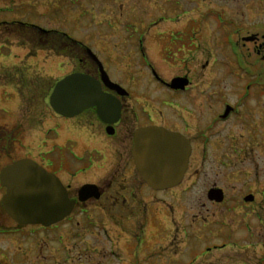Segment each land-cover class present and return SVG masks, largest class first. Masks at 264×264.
Here are the masks:
<instances>
[{"label": "rangeland", "instance_id": "obj_1", "mask_svg": "<svg viewBox=\"0 0 264 264\" xmlns=\"http://www.w3.org/2000/svg\"><path fill=\"white\" fill-rule=\"evenodd\" d=\"M22 24L62 32L89 47L109 79L131 92L132 96L122 98L125 116L131 121L132 118L146 121L142 108L148 104L149 96L162 92L151 80L139 53L141 41L146 63L152 65L161 79L166 82L177 76L191 79L192 86L180 101L191 108L192 104L199 106L202 125L218 110L223 112L225 103L238 106V115L243 114V120L258 124L256 127L251 124L247 132L246 128L238 127L243 120L232 118L235 147H241V151L235 152L231 168L218 166L216 155L210 153L202 169L199 162L193 163L180 186L156 192L155 222L150 228L154 234V264H166L164 258L168 253L184 244V232L177 217L212 216L204 195L213 181L231 196L230 200L255 193L258 202L254 209L257 211L259 206L264 209L260 202L264 193V85H259L264 83V48L257 52L258 45L264 44V0H0V127L6 132L17 124L21 127V134L17 136L14 132L16 138L3 145L8 152H0V169L20 158L47 161L53 147L58 161L67 167L74 160L71 155L68 160L62 157V147L63 151L71 149L81 156L99 147L104 152L102 165L93 163L90 171L81 172L74 180L64 172L63 182L78 186L87 181L100 183L113 176L116 181L122 182L123 178L132 181L139 193L145 194L136 169L137 176L132 169L121 174L119 163L123 165L131 156L130 149L121 153L116 150L114 139L105 135L101 138L105 141L98 145L92 136L95 126L85 123L84 113L68 119L53 113L48 96L55 81L78 69V65L65 55L42 49V41L29 26ZM247 36L253 39L244 40ZM60 45L66 47L65 43ZM93 70L91 74H96V68ZM248 84L251 89L247 96ZM177 113L170 111L171 117ZM190 118L196 119L187 117ZM196 128L192 130L196 132ZM93 156L96 158L95 153L86 155L80 164L72 166L75 170L87 167ZM197 167L200 171L195 175ZM3 192L0 187V222L8 228L13 221L2 213ZM168 210L173 218L165 220ZM259 214L246 215V225H254L249 220ZM260 227L264 231V224ZM191 228L186 239L198 230ZM30 236L28 240L35 241L41 234ZM22 240L25 238L18 235L0 234V252L2 247H16Z\"/></svg>", "mask_w": 264, "mask_h": 264}, {"label": "flooded vegetation", "instance_id": "obj_2", "mask_svg": "<svg viewBox=\"0 0 264 264\" xmlns=\"http://www.w3.org/2000/svg\"><path fill=\"white\" fill-rule=\"evenodd\" d=\"M253 42L256 43L257 38ZM258 47L257 52L260 51V48H264V44H259ZM83 53L86 57L84 55L69 57L75 65H78V69L76 68L72 72L86 73L99 79L96 61L90 57L86 47ZM139 53L144 60V65L148 68L151 80L162 90L159 94L149 96L148 104L142 108L147 120L132 118L131 121L129 116H125L122 98L132 96L129 89H125L126 96H120L116 90L108 88L103 83L101 84L102 91L109 93L120 102L118 119L113 123H108L114 119L113 115L107 114L101 119L97 115L95 107H90L79 114L84 113L85 123L95 126L92 136L94 135L98 145L100 141H105V139H101L105 135L104 137L107 139H114L115 148L121 153H127L130 149L131 156L123 165L119 163L122 168L121 174L124 171L129 172L130 169L133 171L136 169L132 158L134 133L137 129L146 126H158L178 132L188 138L190 142L191 153L188 167L180 184L173 188L181 185L193 167V163L199 162V167L202 169L208 160L207 155L210 153L216 155L215 163L218 166L231 168L234 165L235 152L241 151V147L238 149L235 147V124L232 120L234 116L243 120V114L238 115L240 111L238 106L234 107L225 103L223 112L218 110L219 112L217 111L215 116L202 125L199 120V106L192 104L194 106L191 108L186 102L180 101L181 97L189 92L192 86L190 85L191 79L187 77L188 84L184 89H172L165 80L157 75L152 65L149 62L146 63L141 41H139ZM79 68L83 70H79ZM93 68H96V74H91L94 73L92 72ZM259 85L263 86L264 83H259ZM250 89L251 84L246 85L245 95L248 96ZM262 89L264 90V86ZM146 97L148 98V96ZM227 105L230 110L224 114ZM171 109L178 111L177 116L171 117ZM186 116H194L196 119L193 121V118L187 119ZM251 124L255 127L258 125L254 121L244 119L243 124L238 123V127L246 128L247 132H250ZM193 127H197L196 132L192 130ZM63 148L62 151L60 150L62 157L68 160L67 156L71 155L74 160L72 164H80L86 155L96 154V158L92 157L94 160L90 162L89 166L77 170L69 162V165L64 167L62 161H58L55 147L50 150L52 156L47 158V161L45 159L40 161V165L56 175L66 188L68 199L73 202L72 210L62 220L49 226L18 225L14 222L8 228L6 225L0 226V234H12L25 238V240L19 241L16 247L10 246V244V247H2L0 264H123V262L125 264H154V234L150 229L155 222L154 197L156 192H165L173 188L156 191L141 182L145 194H140L139 189L133 185L132 181H127L126 178H123L122 182L116 181V177L113 176L100 183L87 181L78 186L64 183L61 178L64 172L69 179L74 180L81 172L90 171L93 163L100 162L102 165L104 152H101L98 147L96 151H88L81 156L71 149L63 151ZM199 167L194 170L195 175L199 173ZM134 173L136 175V171ZM193 182L194 180L191 181V183ZM86 184L95 185L96 190L93 195L97 194V197L92 195L85 200H80L79 190ZM2 189L5 191L4 188ZM211 189L222 191L217 199L209 198L208 192ZM204 197L207 200V205L212 208V216L207 218V216L192 214L190 217L188 215L182 216V218L177 217L176 221L184 232L185 241L181 248L177 245L178 249L170 252L171 254L168 253L164 262L166 264H264V231H260V225L264 224V212L262 211L264 209L262 206L257 207V211L254 209L258 202L256 194L246 193L242 194L240 199L230 200L231 196L225 193L222 187L217 186L216 181H213L207 188ZM219 197L220 200H218ZM260 202L264 208V193H262ZM256 212L260 213L259 216L249 220L254 225L250 223L246 225L244 217ZM168 213L165 220L169 216L172 217L171 210H168ZM188 218L190 219L188 220ZM169 222L171 224L172 220ZM189 223L190 225L186 226ZM234 223L240 225L235 226ZM194 224L196 226H193ZM191 226L197 227L198 230L192 231L191 238L186 239L187 230L192 229ZM39 234L41 236L34 238L35 241L28 240L30 235L33 237ZM192 240L195 242L194 244H190ZM202 242L204 245L201 244ZM251 253H253V257L250 256Z\"/></svg>", "mask_w": 264, "mask_h": 264}, {"label": "water", "instance_id": "obj_3", "mask_svg": "<svg viewBox=\"0 0 264 264\" xmlns=\"http://www.w3.org/2000/svg\"><path fill=\"white\" fill-rule=\"evenodd\" d=\"M243 39L249 41L253 36ZM89 53L98 65L99 79L80 72L66 75L55 83L49 95V106L65 118L95 107L101 119L107 114L113 115L114 119L108 122L113 123L119 117L120 102L102 91L101 84L116 90L120 96L127 92L109 79L101 62L90 50ZM187 84L186 77H174L168 86L178 90ZM229 110L227 106L224 114ZM190 153L189 140L178 132L146 126L134 133L132 158L135 168L140 178L154 190H165L182 181ZM0 185L5 188L1 196L2 208L19 225L49 226L62 220L73 208L60 179L30 158H20L2 167ZM94 190L95 185H83L79 199L91 197ZM221 192L211 189L209 198L217 199Z\"/></svg>", "mask_w": 264, "mask_h": 264}, {"label": "trees", "instance_id": "obj_4", "mask_svg": "<svg viewBox=\"0 0 264 264\" xmlns=\"http://www.w3.org/2000/svg\"><path fill=\"white\" fill-rule=\"evenodd\" d=\"M22 25L24 26L27 25L30 27L29 28L30 30H33V32L36 34L39 40L42 41L40 44L42 49H49V50L51 49L54 52H56V54L65 55L66 57H76V56L83 54L84 45L70 38L69 36H67L66 34L62 32L54 31V30L49 31V30L42 29L39 26L30 25V24H22ZM61 43H65L66 47L62 48L60 45ZM20 131H21V127L19 124L15 125L12 128V130L8 132H6L5 128L0 127V146H1L0 152L1 153L7 151L4 149L5 147L3 145L9 141L12 142V140L16 138V134H14V132H16L17 136H19L21 134ZM3 215L5 216L4 213ZM0 226H3L2 222H0Z\"/></svg>", "mask_w": 264, "mask_h": 264}]
</instances>
